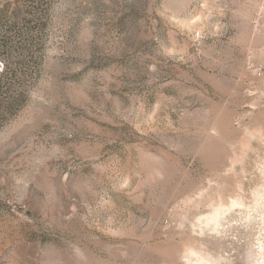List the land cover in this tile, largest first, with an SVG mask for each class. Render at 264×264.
<instances>
[{
	"label": "rangeland",
	"instance_id": "374dc122",
	"mask_svg": "<svg viewBox=\"0 0 264 264\" xmlns=\"http://www.w3.org/2000/svg\"><path fill=\"white\" fill-rule=\"evenodd\" d=\"M34 11L0 264H264V0H0V37Z\"/></svg>",
	"mask_w": 264,
	"mask_h": 264
},
{
	"label": "trees",
	"instance_id": "16d2710c",
	"mask_svg": "<svg viewBox=\"0 0 264 264\" xmlns=\"http://www.w3.org/2000/svg\"><path fill=\"white\" fill-rule=\"evenodd\" d=\"M20 11L21 10H18V12ZM27 15L28 17H30V19H26L24 16H19L18 13L17 15L15 14V16H13L10 19L12 21L11 23L12 25H11V28L7 26V29L12 30V28L13 29L16 28L14 29L15 37L8 36L9 34L8 32L5 35H2L0 37V57H1V51H4L7 53L8 49L13 50L11 48V47H14L12 41H14L15 44L18 46V45L23 44L22 41L25 42V40L29 38L28 36L25 37L26 35L29 34L28 27L23 24L24 22H26V20H29V22L34 21V35L36 36L35 32L36 30H38L36 27L39 25V22H40L39 13L38 11H34V13L29 12ZM0 25H1V22H0ZM21 28H25V29H21ZM22 35H24V37ZM4 72H6L7 74H4ZM11 72L12 70L7 67V71L3 70V74H0V115H4L12 111L10 109L12 107L14 108L19 102V100L24 96V93L18 92L15 90L17 86L18 87L21 86L20 84L17 85V82H20V80L16 74L14 73L9 74Z\"/></svg>",
	"mask_w": 264,
	"mask_h": 264
},
{
	"label": "bare ground",
	"instance_id": "6f19581e",
	"mask_svg": "<svg viewBox=\"0 0 264 264\" xmlns=\"http://www.w3.org/2000/svg\"><path fill=\"white\" fill-rule=\"evenodd\" d=\"M220 210H223V209H220ZM216 212H217V211H216ZM216 212H214L213 215L211 214V216H209L208 218H207V216H206V222H207L208 224H210V223L212 224V222H215V224H216V222H217V221H216L217 216H216V214H215ZM221 212H222V211H221ZM217 213H218V212H217ZM219 219H220V218H219ZM219 219H218V220H219ZM205 225H206V224H205ZM216 225H217V224H216ZM206 226H207V225H206ZM197 264H202V263H201V262H200V263L198 262Z\"/></svg>",
	"mask_w": 264,
	"mask_h": 264
}]
</instances>
